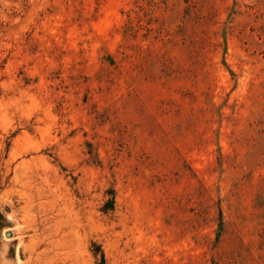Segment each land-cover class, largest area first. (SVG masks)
<instances>
[{
    "label": "rangeland",
    "instance_id": "obj_1",
    "mask_svg": "<svg viewBox=\"0 0 264 264\" xmlns=\"http://www.w3.org/2000/svg\"><path fill=\"white\" fill-rule=\"evenodd\" d=\"M0 264H264V0H0Z\"/></svg>",
    "mask_w": 264,
    "mask_h": 264
}]
</instances>
